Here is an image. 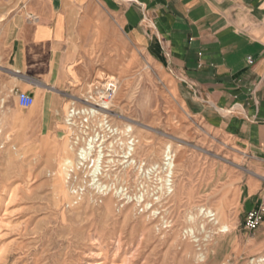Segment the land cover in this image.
I'll return each mask as SVG.
<instances>
[{"label":"rangeland","instance_id":"rangeland-1","mask_svg":"<svg viewBox=\"0 0 264 264\" xmlns=\"http://www.w3.org/2000/svg\"><path fill=\"white\" fill-rule=\"evenodd\" d=\"M28 1L0 0V21ZM208 1L236 25L264 30V0ZM11 36L0 27V264H264V235L244 227L253 203L245 195L257 189L253 157L188 111L161 61L126 39L107 65L95 53L89 87L72 88L65 117L47 129L46 91L11 73ZM20 85L35 100L29 109L17 101ZM104 87L113 92L104 99L110 121L132 129L135 151L129 163L106 158L99 182L80 170L70 181L64 161L78 157L68 111L97 104Z\"/></svg>","mask_w":264,"mask_h":264},{"label":"crops","instance_id":"crops-1","mask_svg":"<svg viewBox=\"0 0 264 264\" xmlns=\"http://www.w3.org/2000/svg\"><path fill=\"white\" fill-rule=\"evenodd\" d=\"M225 11L208 0H29L0 27L12 34L11 73L46 91L47 129L65 117L71 89L89 87L95 53L107 65L126 39L161 61L188 111L253 157L249 212L264 199V30L236 25Z\"/></svg>","mask_w":264,"mask_h":264},{"label":"built area","instance_id":"built-area-1","mask_svg":"<svg viewBox=\"0 0 264 264\" xmlns=\"http://www.w3.org/2000/svg\"><path fill=\"white\" fill-rule=\"evenodd\" d=\"M249 61L253 63L251 59ZM112 93V88L109 87L102 101L109 102L104 99L111 98ZM16 98L21 108H30L35 104L34 98L26 92H17ZM81 103L84 107H71L66 119L71 147L78 157L76 163L69 165L68 177L70 181H78L79 170L82 171L81 174L89 171L88 175L92 174L99 182L103 176V164L106 158H110L112 162H115L113 161L115 159L118 163L120 159L130 160L138 140L130 127H118L110 121L109 116L112 115L110 108L95 104L90 99ZM73 187L74 193L78 194L81 187L77 188L75 185ZM244 220V227L248 232L256 231L264 224V199L257 207L249 210Z\"/></svg>","mask_w":264,"mask_h":264},{"label":"bare ground","instance_id":"bare-ground-1","mask_svg":"<svg viewBox=\"0 0 264 264\" xmlns=\"http://www.w3.org/2000/svg\"><path fill=\"white\" fill-rule=\"evenodd\" d=\"M106 91H108V88H105V87L102 88L101 90H97L96 95L99 98V101H98L97 104L102 105V106L105 105L107 108H110L111 102H104V101L101 100V97L102 96L103 97L106 96ZM92 98L95 99L94 97H92ZM95 104H96V102H95ZM121 117H123V116L121 115ZM132 123H135L136 124V122H132ZM171 148H172V146L169 145L168 146V150H170ZM69 157H70V153L68 152V157L64 161L65 162V165H68V166L69 165H73V162L70 161ZM165 158H166V161H168V163H166L167 166L169 165L170 167L174 168L175 167V164L172 163L173 160H172V157L169 156L168 151H167V155H165ZM65 165H64V167H65ZM211 216L214 217V218L216 217V215H213V212H212V215ZM221 230L222 231H225V232H228L230 230V227H228L227 225H225Z\"/></svg>","mask_w":264,"mask_h":264}]
</instances>
